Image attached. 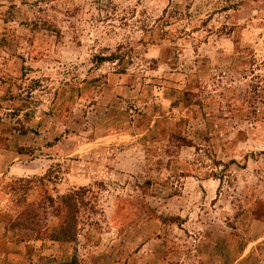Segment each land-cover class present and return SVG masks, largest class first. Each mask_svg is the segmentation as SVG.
Segmentation results:
<instances>
[{
	"label": "rangeland",
	"instance_id": "obj_1",
	"mask_svg": "<svg viewBox=\"0 0 264 264\" xmlns=\"http://www.w3.org/2000/svg\"><path fill=\"white\" fill-rule=\"evenodd\" d=\"M0 264H264V0H0Z\"/></svg>",
	"mask_w": 264,
	"mask_h": 264
},
{
	"label": "crops",
	"instance_id": "obj_2",
	"mask_svg": "<svg viewBox=\"0 0 264 264\" xmlns=\"http://www.w3.org/2000/svg\"><path fill=\"white\" fill-rule=\"evenodd\" d=\"M250 243H251V242H250ZM251 247H252V245H251V244H249V245H247V246L245 247V249H244V252L241 254V255H242V257H243L245 254H247L248 250H250V249H251Z\"/></svg>",
	"mask_w": 264,
	"mask_h": 264
}]
</instances>
